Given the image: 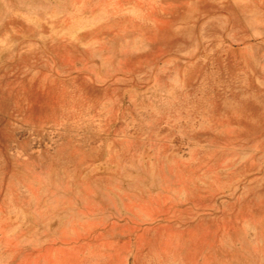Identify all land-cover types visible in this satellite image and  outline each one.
<instances>
[{"label": "rangeland", "instance_id": "obj_1", "mask_svg": "<svg viewBox=\"0 0 264 264\" xmlns=\"http://www.w3.org/2000/svg\"><path fill=\"white\" fill-rule=\"evenodd\" d=\"M0 264H264V0H0Z\"/></svg>", "mask_w": 264, "mask_h": 264}]
</instances>
